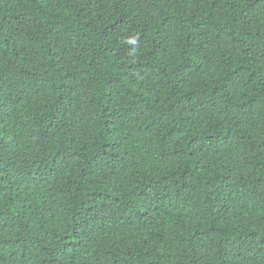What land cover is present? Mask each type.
Returning <instances> with one entry per match:
<instances>
[{"label":"trees","instance_id":"obj_1","mask_svg":"<svg viewBox=\"0 0 264 264\" xmlns=\"http://www.w3.org/2000/svg\"><path fill=\"white\" fill-rule=\"evenodd\" d=\"M0 264H264V0H0Z\"/></svg>","mask_w":264,"mask_h":264}]
</instances>
